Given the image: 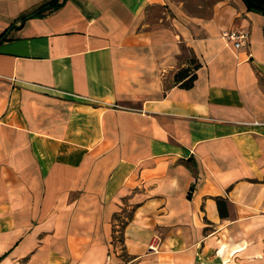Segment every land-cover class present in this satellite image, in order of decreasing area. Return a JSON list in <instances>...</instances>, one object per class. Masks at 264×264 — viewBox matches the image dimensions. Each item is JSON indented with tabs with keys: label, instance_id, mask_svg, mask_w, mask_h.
Segmentation results:
<instances>
[{
	"label": "crops",
	"instance_id": "0c3cea01",
	"mask_svg": "<svg viewBox=\"0 0 264 264\" xmlns=\"http://www.w3.org/2000/svg\"><path fill=\"white\" fill-rule=\"evenodd\" d=\"M45 1L0 0V264H264V13Z\"/></svg>",
	"mask_w": 264,
	"mask_h": 264
},
{
	"label": "trees",
	"instance_id": "16d2710c",
	"mask_svg": "<svg viewBox=\"0 0 264 264\" xmlns=\"http://www.w3.org/2000/svg\"><path fill=\"white\" fill-rule=\"evenodd\" d=\"M64 0H47L43 4H41L32 15H42L49 13L55 9H57ZM247 7L250 9H254L264 13V0H244ZM23 16L21 19H23ZM4 33L0 34V37L3 36ZM4 38V36H3ZM198 63L195 62L194 59H191L190 63L185 66L178 68L174 73V81L179 83V86L184 88H189L193 85V82L196 78L195 69L198 67ZM217 204L220 207V200L217 199ZM225 215V214H223Z\"/></svg>",
	"mask_w": 264,
	"mask_h": 264
},
{
	"label": "built area",
	"instance_id": "2783aa9c",
	"mask_svg": "<svg viewBox=\"0 0 264 264\" xmlns=\"http://www.w3.org/2000/svg\"><path fill=\"white\" fill-rule=\"evenodd\" d=\"M221 35L235 49L245 46L249 37L248 31L244 29H226L221 32Z\"/></svg>",
	"mask_w": 264,
	"mask_h": 264
},
{
	"label": "rangeland",
	"instance_id": "374dc122",
	"mask_svg": "<svg viewBox=\"0 0 264 264\" xmlns=\"http://www.w3.org/2000/svg\"><path fill=\"white\" fill-rule=\"evenodd\" d=\"M124 214H126L125 212H123ZM118 224H119V226H121V222L120 221H118ZM119 254L121 255L122 254V259H124L126 256L123 254V252H119Z\"/></svg>",
	"mask_w": 264,
	"mask_h": 264
}]
</instances>
